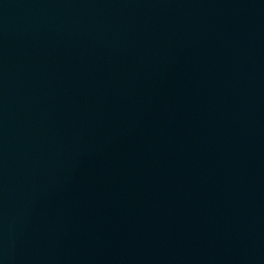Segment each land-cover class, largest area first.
Wrapping results in <instances>:
<instances>
[{"label": "water", "instance_id": "95a60500", "mask_svg": "<svg viewBox=\"0 0 264 264\" xmlns=\"http://www.w3.org/2000/svg\"><path fill=\"white\" fill-rule=\"evenodd\" d=\"M0 264H264V0H0Z\"/></svg>", "mask_w": 264, "mask_h": 264}]
</instances>
